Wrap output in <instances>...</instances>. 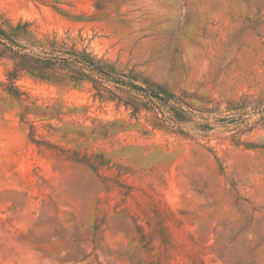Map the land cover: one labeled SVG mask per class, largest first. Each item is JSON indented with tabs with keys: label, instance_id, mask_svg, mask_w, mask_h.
Here are the masks:
<instances>
[{
	"label": "rangeland",
	"instance_id": "obj_1",
	"mask_svg": "<svg viewBox=\"0 0 264 264\" xmlns=\"http://www.w3.org/2000/svg\"><path fill=\"white\" fill-rule=\"evenodd\" d=\"M0 29V264H264V0H0Z\"/></svg>",
	"mask_w": 264,
	"mask_h": 264
},
{
	"label": "trees",
	"instance_id": "obj_2",
	"mask_svg": "<svg viewBox=\"0 0 264 264\" xmlns=\"http://www.w3.org/2000/svg\"><path fill=\"white\" fill-rule=\"evenodd\" d=\"M16 32H26V28L24 25H17L14 27ZM5 31L0 29V39L5 40ZM9 47L13 48L14 44L9 43ZM20 48L18 46L13 50L15 54V66L16 68L21 67H33L41 66V65H52L49 63L53 62H62L67 64H75L79 66L80 69H86L90 72H93L98 75L105 76L114 82H119V80L114 76V68L106 67L102 62L95 60L90 57L88 53L84 51H78L76 49H65L57 46H53L51 48H41L38 52H35L33 49ZM39 49V48H38ZM15 68V70H16Z\"/></svg>",
	"mask_w": 264,
	"mask_h": 264
}]
</instances>
